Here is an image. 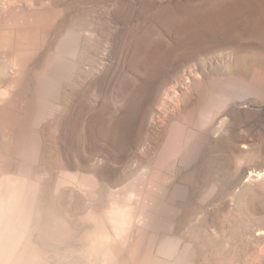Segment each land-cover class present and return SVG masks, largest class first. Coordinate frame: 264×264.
I'll return each mask as SVG.
<instances>
[{
	"label": "rangeland",
	"instance_id": "obj_1",
	"mask_svg": "<svg viewBox=\"0 0 264 264\" xmlns=\"http://www.w3.org/2000/svg\"><path fill=\"white\" fill-rule=\"evenodd\" d=\"M9 1L25 15L28 25L39 24L41 29L43 22L49 21L46 29L37 32L39 56L27 101L42 90L37 85L43 81L50 56L64 52L62 41L75 43L78 38L77 54L71 49L67 58L77 66L95 65L86 88L79 91L89 97H84L83 116L91 110L96 119L106 122H76L80 106L77 89H73L77 67L54 87V100L60 108H55L54 117L45 123L26 125L31 122L25 117L26 110L0 99L1 116L21 119L14 125L0 122V201L1 188L9 177L26 174L38 183L34 214L25 231L16 229L7 238L5 250L9 251H1L0 264L87 263L84 245L92 223L85 216L88 212L98 214L105 207L108 190L104 184L113 187L128 175L126 168L136 154L130 151L128 126L136 120L146 86L159 77L169 80L167 87L172 86L176 80L173 74L196 59L213 63V79L238 78L258 84V75L264 76V0H0L1 26L4 15L11 13L4 5ZM0 65V78L9 80L14 72L12 63L0 58ZM47 70L58 72L53 65ZM130 77L137 79L133 95L123 101ZM1 87L16 90L20 85L0 83ZM249 100L261 103L255 96ZM236 133L247 136L250 150H231L225 140L216 143L200 179L225 184L220 200L235 194L228 212H221L211 224H235L239 231L249 226L256 235L264 230V185L254 181L249 190L241 191L247 178L230 184L229 179L240 169H264V128L256 119L250 124L238 122ZM90 152L100 155L101 161H94ZM80 168L86 176L97 174L98 184L81 188ZM208 225L210 222L193 225L185 234L198 264H264V233L249 243L239 234L233 249L224 245L228 237L221 243L209 236ZM92 261L98 264V257Z\"/></svg>",
	"mask_w": 264,
	"mask_h": 264
},
{
	"label": "bare ground",
	"instance_id": "obj_2",
	"mask_svg": "<svg viewBox=\"0 0 264 264\" xmlns=\"http://www.w3.org/2000/svg\"><path fill=\"white\" fill-rule=\"evenodd\" d=\"M4 5L11 13L1 20L0 58L9 60L14 72L9 80L5 76L0 78V83L2 86L19 84L20 88L8 90L1 87L0 99L26 110L25 117L31 121L26 125L30 127L35 122L49 121L54 117V109L60 108L59 101L54 100V87L69 74L72 67H77L79 70L73 89H77L75 96L80 106L76 122H106L96 119L91 110L88 116H83L84 97H89L79 91L83 92L86 88V83L95 72V65L81 67V64L77 66V62L75 64L71 60L72 65L67 58L66 52L75 48L76 53L80 46L75 35V43L61 40L64 52L50 56L43 81L37 85L42 90L27 101L31 73L39 56L37 32L46 29L49 21H44L41 29L39 24L30 26L25 15H21L10 1ZM16 15L18 18L14 19ZM49 65L57 67L58 72L47 70ZM212 66L211 61L196 59L173 74L176 80L172 86L167 87L169 80L159 77L144 89L143 104L138 108L135 122H130L128 126L130 151H136L133 161L126 168L128 175L113 187L104 184L108 190L105 207L98 214L88 212L85 216V220L92 223V229L85 238L84 257L87 263L83 264H95L92 261L94 256L98 257V264H198L199 258L185 234L189 227L208 222L209 236L221 243L228 237L227 244H224L227 248L234 249L239 234L249 243L264 233L262 229L255 235L249 226L239 231L235 224L220 227L211 224L221 212H228L235 194L228 200H220L225 184L217 179H200L209 152L213 145L223 140L228 142L231 150H250L247 136L236 133L238 122L250 124L256 119L264 128V76L258 75V84L239 81L238 78L213 79L210 77ZM171 70L177 71L175 68ZM136 81L134 77L129 78V91L122 97L123 101L132 97ZM254 96L260 104L255 105L249 100ZM204 116L207 121L203 120ZM20 121L19 116L0 115L1 124L14 125ZM89 154L95 155L94 161H101L100 155ZM79 170L81 188L89 189L98 184L97 174L86 176L81 173L82 168ZM246 170L250 171L249 175ZM243 176L247 180L241 184V191L249 190L254 181L264 185V169L254 170L253 167L235 172L229 184ZM58 181L57 184H60ZM37 194L38 183L28 179L26 174L6 179L4 188H1L0 253L2 250L9 251L5 250L9 245L6 240L14 235L16 229L20 233L26 230L35 211Z\"/></svg>",
	"mask_w": 264,
	"mask_h": 264
}]
</instances>
